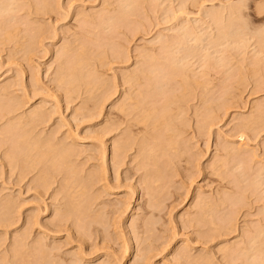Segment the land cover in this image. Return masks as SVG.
<instances>
[{
  "label": "rangeland",
  "instance_id": "rangeland-1",
  "mask_svg": "<svg viewBox=\"0 0 264 264\" xmlns=\"http://www.w3.org/2000/svg\"><path fill=\"white\" fill-rule=\"evenodd\" d=\"M38 238L264 264V0H0V264Z\"/></svg>",
  "mask_w": 264,
  "mask_h": 264
},
{
  "label": "bare ground",
  "instance_id": "bare-ground-1",
  "mask_svg": "<svg viewBox=\"0 0 264 264\" xmlns=\"http://www.w3.org/2000/svg\"><path fill=\"white\" fill-rule=\"evenodd\" d=\"M240 3H241V2H240ZM242 3H243V2H242ZM233 5H236V3H235V4H232V6H231V5H230V6H231V7H234ZM239 6H240V4H239ZM231 7H230V8H231ZM239 8H240V7H238V10H239ZM224 9H225V8H224ZM232 9H233V8H232ZM234 9H236V8L234 7ZM227 10H228V9H227ZM218 12H219V11H218ZM175 14L177 15V13H175ZM186 14H187V13H186ZM218 14H219V13H218ZM182 15H183V14H182ZM187 16H189V15H187ZM188 18H189V17H188ZM186 21H187V20H186ZM36 223H37V222H36ZM37 224H38V223H37ZM54 225H55V224H54ZM54 225H53V227H54L53 230L56 231V229L59 228V227H58L59 224H57L58 226L56 225L57 227H55ZM60 225H62V224H60ZM34 227H35V225H34ZM40 227H41V226H40ZM62 227H63V225H62ZM62 227H61V228H62ZM228 227H229V226H228ZM228 227H227V228H228ZM225 228H226V227H225ZM225 228H223V229H225ZM228 229H229V228H228ZM32 230H33V228H32ZM99 231H100V230H99ZM76 237H77V236H76ZM46 238H47V237H46ZM75 239H76V238H75ZM80 239H81V238H80ZM35 240H36V239H35ZM40 240H42L41 243H39V238H38V240H36V241H37L36 243H37V244L39 243V245H42V243H43V239H40ZM45 240H47V239H45ZM84 241H85V240H84ZM49 242H50V241H49ZM52 242H53V241H52ZM85 242H86V241H85ZM46 243H47V242H46ZM50 243H51V242H50ZM79 243H81V242H79ZM82 243H83V242H82ZM34 244H35V243H34ZM43 244H45V243H43ZM47 244H48V245H47ZM47 244H46V247H47V246H51V245H49V243H47ZM39 245H38V246H39ZM55 245H56V246H55ZM32 246H34V245H32ZM32 246H31V247H32ZM42 246H44V245H42ZM51 247L56 248V249L51 248L52 250L54 249L56 252H57V250L60 249L59 247H58V249H57V244H56V243H55L53 246H51ZM43 248L46 250L45 246H44ZM44 249H42V247L37 248V249H36V255H35V253H34L35 251H34V252L32 251V253H34V255H35V257H34L35 259L32 257L33 259L31 258L32 262H31L30 264H32V263H33V264H46V263H47V264H48V263L52 264L51 261H49V260L52 259V257H53V256H52V253H53V254H57L58 252H60V251H58L57 253H55V251L53 250V251H54V252H53V251L50 249V247L47 248L48 251H47V250L45 251ZM34 255H33V256H34ZM30 256H31V255H30ZM51 256H52V257H51ZM57 256H59V255L57 254ZM57 256H56V257H57ZM62 256H63V254H62ZM50 257H51V258H50ZM56 257L54 256L55 259H56ZM149 258H150V257H149ZM55 259H54V260H55ZM33 260H34V261H33ZM56 261H57V259H56ZM117 261H118V260H117ZM57 262H58V261H57ZM79 262H80V260H79ZM119 262H120V261H118V264H119ZM262 262H264V258L262 259ZM55 263H56V262H55ZM53 264H54V262H53ZM102 264H105V263H102ZM115 264H117V262H116ZM259 264H262V263H259Z\"/></svg>",
  "mask_w": 264,
  "mask_h": 264
}]
</instances>
